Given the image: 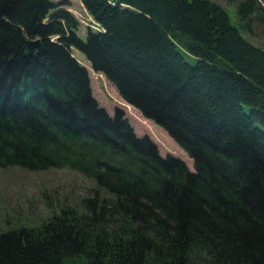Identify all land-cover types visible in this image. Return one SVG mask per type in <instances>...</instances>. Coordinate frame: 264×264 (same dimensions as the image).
I'll list each match as a JSON object with an SVG mask.
<instances>
[{"label":"trees","instance_id":"16d2710c","mask_svg":"<svg viewBox=\"0 0 264 264\" xmlns=\"http://www.w3.org/2000/svg\"><path fill=\"white\" fill-rule=\"evenodd\" d=\"M80 2L84 38L52 0H0V165L94 181L80 205L0 231V264H264V49L212 0ZM236 10L264 30L260 0ZM71 48L193 168L108 114Z\"/></svg>","mask_w":264,"mask_h":264},{"label":"rangeland","instance_id":"374dc122","mask_svg":"<svg viewBox=\"0 0 264 264\" xmlns=\"http://www.w3.org/2000/svg\"><path fill=\"white\" fill-rule=\"evenodd\" d=\"M54 8H66L78 20L79 36L84 38L87 26L95 27L92 17L80 0H52ZM226 11L231 24L250 43L264 49L263 26L253 11L240 18L236 7L239 0H212ZM264 4V0H260ZM51 10V11H52ZM73 56L83 64L89 75L90 91L98 104L112 115L118 109L131 125L137 136H147L157 147L160 155L181 158L192 169L191 158L152 119L145 117L133 105L118 94L115 86L103 73L93 70L84 55L71 48ZM94 181L75 168L65 165L28 169L15 164L0 165V231L19 225H32L46 220L65 206H78L82 197L92 194ZM62 264H88L85 256L63 258Z\"/></svg>","mask_w":264,"mask_h":264}]
</instances>
